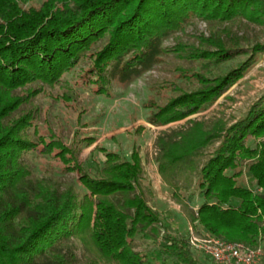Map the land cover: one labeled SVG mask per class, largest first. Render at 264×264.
Masks as SVG:
<instances>
[{"label": "trees", "instance_id": "obj_1", "mask_svg": "<svg viewBox=\"0 0 264 264\" xmlns=\"http://www.w3.org/2000/svg\"><path fill=\"white\" fill-rule=\"evenodd\" d=\"M199 20L209 36L187 33ZM243 21L264 29V0H0V264H78V246L87 264H118L109 253L121 264H202L188 234L173 232L152 204L139 143L130 156L97 144L81 167L85 189L64 181L58 172L73 173L97 137L77 130L68 144L47 116V128L39 123L35 100L74 107L77 86L111 98L115 86L173 58L182 63L151 83L144 107L152 125L181 121L209 108L264 54V42L241 45L233 26ZM155 145L158 172L196 229L264 249V94L233 123L190 120ZM29 157L46 160L44 176ZM195 188L192 205L186 194ZM138 240L152 246L138 250Z\"/></svg>", "mask_w": 264, "mask_h": 264}, {"label": "rangeland", "instance_id": "obj_2", "mask_svg": "<svg viewBox=\"0 0 264 264\" xmlns=\"http://www.w3.org/2000/svg\"><path fill=\"white\" fill-rule=\"evenodd\" d=\"M41 1L36 0V3L39 4ZM209 28L208 22L199 20L187 28V33L189 35L203 33L209 36ZM233 31L241 38L242 46L247 47L256 42H264V29L261 26L243 21L233 26ZM188 38L190 37L187 36L186 39ZM164 44L173 45L174 41L169 39ZM240 60L242 58H237L224 64L222 72H226ZM176 62L182 63L169 58L167 63L160 64L153 70L146 72L127 87L115 86L113 88L114 96L111 98L97 96L90 89L77 86L79 101L74 107L66 106L45 96H40L35 102L41 105L44 112L43 120L39 121V123L44 124V127L47 128L49 124L44 121L47 116L51 126L68 144L77 130L97 137L96 143L91 147L85 148L80 153L78 160L75 162L76 170L73 173L62 174L58 172L57 163L51 162L53 172H58V176L62 180H75L84 188L81 182L83 175L81 167L97 144L116 150L124 156H130L133 145L137 142L142 146V157L147 179L155 192L152 204L163 212L165 220L171 225L173 232L188 234V228L191 225L189 218L180 204L173 199V189L163 181L158 172L156 139L163 132H171L172 130L186 127L190 120H211L223 117L233 123L246 114L251 105L264 94V54L241 79L206 110L168 125H152L147 120L149 111L144 107V103L147 102L150 94L149 86L155 79L171 76L172 72L168 68ZM184 64L187 66L193 65V63L188 62H184ZM194 65H197V63H194ZM84 66L85 63L80 67ZM77 73L78 71L76 70L74 74H70L67 77L70 83H75L74 77ZM59 91H61L59 87L53 89L54 93ZM81 110L85 111L83 124L76 122ZM139 126L146 128L141 136L135 134V130ZM213 149L214 147L210 150ZM82 158L83 160L81 161ZM27 160L37 170V175H45L44 170L40 169L39 165L46 160L30 157ZM249 177L250 174L246 172L240 181L247 183ZM193 190L186 196L190 204L196 205L200 201V197L197 189ZM97 243L100 245L98 241ZM137 244L138 250H145L152 246L151 242L142 240H138ZM77 254L79 258L78 264H87L80 246H78ZM109 255L118 264H121L113 254L109 253ZM196 256L202 264H218L202 252L196 251Z\"/></svg>", "mask_w": 264, "mask_h": 264}, {"label": "built area", "instance_id": "obj_3", "mask_svg": "<svg viewBox=\"0 0 264 264\" xmlns=\"http://www.w3.org/2000/svg\"><path fill=\"white\" fill-rule=\"evenodd\" d=\"M191 247L209 256L218 264H263L264 249L244 243L229 242L200 232L194 225L188 228Z\"/></svg>", "mask_w": 264, "mask_h": 264}]
</instances>
